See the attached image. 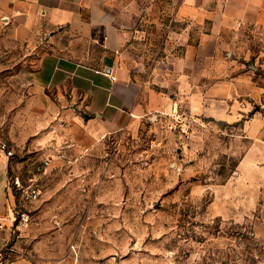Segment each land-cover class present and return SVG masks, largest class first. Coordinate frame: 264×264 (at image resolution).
Returning a JSON list of instances; mask_svg holds the SVG:
<instances>
[{"label":"rangeland","instance_id":"1","mask_svg":"<svg viewBox=\"0 0 264 264\" xmlns=\"http://www.w3.org/2000/svg\"><path fill=\"white\" fill-rule=\"evenodd\" d=\"M4 41L0 138L14 152L7 156L9 181L31 220L3 260L264 264V95L223 127L189 115L190 138L169 129V121L150 120L140 131L107 132L86 143L68 125L72 117H46L33 104L18 71L22 48ZM154 47L149 39L129 43L126 62L132 69L143 64V78ZM255 78L264 86V61ZM256 114L263 128L250 135L246 126ZM30 188L38 197L25 201Z\"/></svg>","mask_w":264,"mask_h":264},{"label":"crops","instance_id":"2","mask_svg":"<svg viewBox=\"0 0 264 264\" xmlns=\"http://www.w3.org/2000/svg\"><path fill=\"white\" fill-rule=\"evenodd\" d=\"M0 30V42L22 48L18 71L33 104L46 117H72L68 125L86 143L140 131L150 120L163 125L177 113L223 127L264 95L255 78L264 61V0H0ZM147 39L155 43L148 79L143 64L126 62L129 43ZM262 118L247 123L250 135ZM19 208L0 151V264H21L2 257L24 230L14 226Z\"/></svg>","mask_w":264,"mask_h":264},{"label":"built area","instance_id":"3","mask_svg":"<svg viewBox=\"0 0 264 264\" xmlns=\"http://www.w3.org/2000/svg\"><path fill=\"white\" fill-rule=\"evenodd\" d=\"M103 71L106 72V69H104ZM110 77L111 79H115V75L113 74H110ZM190 121L191 119L189 115L185 113L184 114L178 113V114H175L173 119L167 123V126L172 131L182 132L186 136V138H190L191 134L188 132V129H187ZM0 151L4 152L6 156H11L14 153L10 149L9 144L6 141L2 140L1 138H0ZM15 184L20 186V181L17 179L15 181ZM37 197H38L37 189L35 188H30L28 190L24 189L23 199L25 201H30ZM30 220H31L30 214L26 210L20 208L17 210L15 214L14 226L19 230L23 229V227L26 226L30 222ZM3 226L4 224L0 219V230L3 228Z\"/></svg>","mask_w":264,"mask_h":264},{"label":"water","instance_id":"4","mask_svg":"<svg viewBox=\"0 0 264 264\" xmlns=\"http://www.w3.org/2000/svg\"><path fill=\"white\" fill-rule=\"evenodd\" d=\"M111 71V69L108 67L107 69H106V72H110ZM256 109H257V107H256ZM222 124H223V122H222Z\"/></svg>","mask_w":264,"mask_h":264}]
</instances>
